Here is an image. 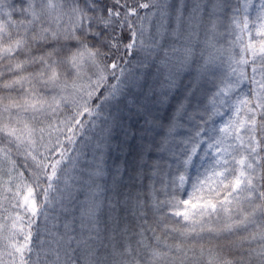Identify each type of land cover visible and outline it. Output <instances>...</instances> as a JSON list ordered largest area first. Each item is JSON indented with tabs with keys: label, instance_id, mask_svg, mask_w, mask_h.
<instances>
[{
	"label": "snow or ice",
	"instance_id": "1",
	"mask_svg": "<svg viewBox=\"0 0 264 264\" xmlns=\"http://www.w3.org/2000/svg\"><path fill=\"white\" fill-rule=\"evenodd\" d=\"M0 264H264V0H0Z\"/></svg>",
	"mask_w": 264,
	"mask_h": 264
},
{
	"label": "trees",
	"instance_id": "2",
	"mask_svg": "<svg viewBox=\"0 0 264 264\" xmlns=\"http://www.w3.org/2000/svg\"><path fill=\"white\" fill-rule=\"evenodd\" d=\"M227 39H228L227 37L224 38L225 41H226ZM132 143L135 144V141H133ZM144 183L146 184L147 181H144Z\"/></svg>",
	"mask_w": 264,
	"mask_h": 264
}]
</instances>
